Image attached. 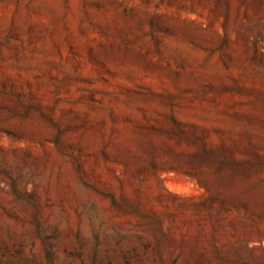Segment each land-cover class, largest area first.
I'll return each instance as SVG.
<instances>
[{"label": "rangeland", "instance_id": "obj_1", "mask_svg": "<svg viewBox=\"0 0 264 264\" xmlns=\"http://www.w3.org/2000/svg\"><path fill=\"white\" fill-rule=\"evenodd\" d=\"M0 264H264V0H0Z\"/></svg>", "mask_w": 264, "mask_h": 264}]
</instances>
